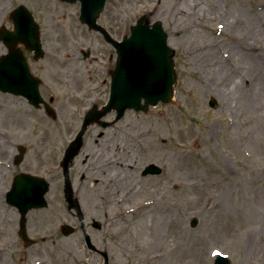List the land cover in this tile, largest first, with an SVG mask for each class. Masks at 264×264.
Masks as SVG:
<instances>
[{"label": "rangeland", "instance_id": "obj_1", "mask_svg": "<svg viewBox=\"0 0 264 264\" xmlns=\"http://www.w3.org/2000/svg\"><path fill=\"white\" fill-rule=\"evenodd\" d=\"M19 5L33 12L45 51L54 55L35 65L42 70L33 73L47 83L44 97L56 98L58 117L51 119L27 102L0 93V264H103L99 255L88 251L79 232L65 236L61 231L62 225L76 227L79 222L67 210L59 165L66 141L80 130L90 105L97 99L106 101L105 68L115 52L78 21L77 5L60 0H0V28L12 29L9 15ZM157 6L153 21L164 23L176 51L174 100L150 107L147 113L128 111L114 128L89 131L85 154L94 157L98 149L113 152L115 145L129 153L117 159L122 151L117 148L113 162L95 159L72 171L88 233L98 249L109 253V264H214V253L228 256L231 264H264L261 249L247 244L248 230H258L264 249V221L248 218L246 212L258 202L264 214V65L257 58V65L251 62L243 68L235 54L242 50L264 60V16L254 18L253 27L249 24V17L263 15L264 0H111L101 22L121 39L118 33H127L129 25ZM87 48L93 58L83 62L80 51ZM6 52L0 41V56ZM69 54L71 60L66 57ZM215 57L226 68L218 74L211 71L218 64ZM28 61L31 64L30 56ZM240 79L245 85L236 91L232 81ZM213 80L221 87V95L215 92ZM3 133L11 137L5 139ZM26 135L30 137L24 143L28 146L24 162L8 165L14 150H9V139L20 142ZM151 163L163 169L161 176H142V169ZM123 165L135 172L142 198L157 197L154 216L161 217L168 209L173 212L176 227L171 232L158 229L159 218L152 220L151 232L174 244L154 250L145 247L149 226L146 230L134 210L119 211L126 203L110 209L112 200H100L99 189L85 198L84 188L96 189L97 184L103 188L104 181L114 192L113 201L126 195V188L117 182L118 174L127 171ZM23 170L40 174L50 183L48 206L28 214L29 235L38 236L36 245L29 248L18 235L19 214L3 195ZM92 219L102 223L100 230L90 226Z\"/></svg>", "mask_w": 264, "mask_h": 264}, {"label": "water", "instance_id": "obj_2", "mask_svg": "<svg viewBox=\"0 0 264 264\" xmlns=\"http://www.w3.org/2000/svg\"><path fill=\"white\" fill-rule=\"evenodd\" d=\"M65 1L74 3L78 0ZM79 1L82 3L81 22L91 30L104 35L107 42L116 49L118 61L112 74L110 101L101 110L93 108L85 117L80 134L67 150L64 160L66 171L83 146V136L89 127L98 124L107 128L121 120L128 109L147 112L150 106H156L159 102H171L173 86L177 79L174 64L175 51L168 46V34L165 33L161 22L150 26L149 20L142 17L136 25L131 27V36L125 38L123 42H118L97 24L107 0ZM12 18L15 31L13 33L2 31V40L8 47L9 53L0 58V91L25 96L31 104L39 106L42 102L39 93L40 82L31 76L23 54L16 49L19 43H23L30 50H34L37 57L43 56L39 28L25 7H19ZM112 111L117 112L115 121L103 122V117ZM148 172L159 173V170H148L145 173ZM47 191L48 184L45 181L29 176H19L14 184L8 196V202L17 206L21 211L22 229L20 233L22 236L25 232L26 213L32 208L47 205L44 199ZM65 193L69 209L79 210L69 184ZM196 224L194 222L193 226ZM63 232L65 235H70L73 229L64 226ZM88 244L91 246L89 238ZM216 264H230V262L227 258L219 257Z\"/></svg>", "mask_w": 264, "mask_h": 264}, {"label": "bare ground", "instance_id": "obj_3", "mask_svg": "<svg viewBox=\"0 0 264 264\" xmlns=\"http://www.w3.org/2000/svg\"><path fill=\"white\" fill-rule=\"evenodd\" d=\"M264 16V13L262 16H258V17H249L251 19V22L249 24L250 28L253 27V19L254 18H258L262 19ZM236 56H238L239 59V65L243 68H245L246 65H251V62H253V65H257L256 63L258 61L254 60V59H261L263 65H264V60L262 56H258V55H254V54H247L244 51L241 50V52H237L235 53ZM207 55H209V53H207ZM215 60H217L216 63L217 67L215 69H212L211 71L214 72V74H218L221 73V70L226 69L224 62L222 61V59H220L219 57H215ZM224 65V66H223ZM213 74V76H214ZM215 78V76H214ZM214 81V86H215V92L217 94H222L223 92L221 91V87H217L218 83ZM221 81V80H220ZM245 80H241L240 82L237 83L236 81H232L233 84V89L238 91L239 89H241V87H243L245 84L244 82ZM264 88V84L263 87L261 89ZM230 94V93H229ZM6 149V148H5ZM7 150V149H6ZM98 169H101V167H98ZM124 173L118 174L120 175V179L117 180L118 183H120V188H126V192L123 197H120L118 199L117 202L113 201V191L110 192L109 188L107 186L108 181H104L105 187H100L98 186L99 184H97L95 186L96 189H87L84 188V196L85 198H87V195L92 193H96L97 189H99L98 192V198L100 200H104L107 202V200H112V202L110 203L111 207L110 209H115V208H119V206H122V203H126L125 205H123V207H120L119 211L122 210L123 212V208H125L126 210H134L135 213L139 214L142 217V221L144 222L143 224H145L146 226V230H147V226H149V236H148V240L147 242H145L144 246L148 247L149 249H155L156 246H162L165 243L167 244H174V241H166V238L162 239V237L160 236H153V232H151L153 230V221L154 218H159L157 219L158 221V229L163 230L165 233L171 232V230H173L174 227H176V223L175 220L173 218V212L171 211V209H168L161 217H157L156 215L154 216V211H156V203H157V197H152V198H142L140 195L142 194V187L138 184L135 183L134 180H137L136 177L133 175V173H135L134 171L130 170V167H124ZM117 171V170H116ZM110 178V175L108 174V179ZM111 181V179H109ZM114 181V179H112ZM117 183L114 186V189H117ZM98 187V188H97ZM105 188V189H104ZM96 190V191H95ZM105 193V194H104ZM107 205H109L108 203H106ZM134 204V205H133ZM258 202H254L251 204V206L248 208L247 212V216L248 218L251 219H256V221H264V214L260 211V209L258 208ZM126 205H131L130 207H127ZM152 218V219H151ZM151 219V221H149ZM248 235H251L249 238H247L248 243L251 247L255 246V250L257 249H261L260 253H264V249H262V238L263 236L260 234V231L258 232V230H248ZM245 244V243H244ZM246 244V245H247ZM144 248H142L143 250ZM152 254V252H150ZM7 256H4V258H6ZM152 257V256H150ZM153 258V257H152Z\"/></svg>", "mask_w": 264, "mask_h": 264}, {"label": "flooded vegetation", "instance_id": "obj_4", "mask_svg": "<svg viewBox=\"0 0 264 264\" xmlns=\"http://www.w3.org/2000/svg\"><path fill=\"white\" fill-rule=\"evenodd\" d=\"M60 2L62 3V4H65V5H77L78 6V8H79V14H78V21L80 22V11H81V2H76V3H74V4H71V3H67V2H63L62 0H60ZM107 5H108V3H107ZM161 5V1H158V6H160ZM158 6H157V8L154 10V11H148V14L149 13H153V17L155 16V14H156V12L158 11ZM106 10H107V6H106V8H105V10H104V12H103V14L101 15V18H100V20H99V23L101 24V25H103L105 28H107V30L112 34V36H114L113 35V33L110 31V29L108 28V27H106L101 21H102V19H103V16H104V14H105V12H106ZM81 23V22H80ZM107 24H109L108 22H107ZM129 27H130V25L128 26V28H127V30L128 31H126L127 33H123V32H121V33H118L119 35H122L121 37V39H123L126 35H128V33H129ZM87 28V27H86ZM87 30L89 31V29L87 28ZM118 32V31H117ZM93 33V32H92ZM96 34H97V32H96ZM99 35V34H98ZM88 52H90L91 53V56H92V50L91 49H88ZM29 53V55L27 56L26 55V57L27 58H29V56H30V59H31V64H32V66H31V64H30V69H31V71L33 72V71H40L41 72V70L42 69H40V68H38L37 66H35V65H37V64H39V63H41V62H43L44 61V59H45V57L43 58V59H41V60H36L35 59V55H34V53L33 52H28ZM50 54V53H49ZM68 54V53H67ZM52 56H54V55H52ZM49 57V56H48ZM66 57H70V54L69 55H67ZM113 57H112V61H111V63H110V66L111 65H113L114 64V62H113ZM35 69V70H34ZM105 70H106V72H107V67L105 68ZM108 72L110 73L111 72V70L109 69L108 70ZM34 74V73H33ZM35 75V74H34ZM40 75V74H39ZM35 76H37V75H35ZM37 77H40L41 78V76H37ZM41 80H42V84H41V87H42V89H41V93L43 94V92H48L47 90V83H46V81H44V77H42L41 78ZM54 83V82H53ZM109 87V86H108ZM91 92H95V91H91ZM109 94V90L108 89H106V91H105V95H103V96H105V98L107 97V95ZM44 96V95H43ZM72 97V96H71ZM15 98H18V97H15ZM49 98L51 99H53V104H55L56 103V98L54 97V96H49ZM20 100H23V101H25V102H27L25 99H22V98H19ZM103 99V98H102ZM28 104V103H27ZM38 111H43V113H45L46 115H47V113H46V111H45V109H39ZM58 117V115H57V113H56V118ZM89 131L90 130H88L87 132H86V135H85V137H84V146L81 148V150H80V152H79V154L76 156V158H75V160H73L72 161V168H71V172H70V176H71V178H72V171L73 170H76L82 163H84V164H87V163H89V162H92V161H94L95 159L96 160H102V161H106L107 163H111V162H113V158H114V156H113V152H117V148H120V149H122L119 145H115V150L113 151V152H108L107 150H105L104 151V149H98L97 150V152H96V154H95V156L94 157H92V156H89V154H85L84 153V151H86V149H87V146H86V144H87V136H88V133H89ZM77 133H75L74 135H76ZM103 133H101V135L99 136V137H101V136H103L102 135ZM30 136L29 135H26V136H22L21 137V140H20V143H22V144H24V143H26L27 142V139L29 138ZM75 136H73V138H74ZM72 138V139H73ZM71 142V140H68V141H66V144H65V146H64V149H63V153H62V156L60 157V162H61V160H62V158H63V156H64V154H65V151H66V149H67V147H68V145H69V143ZM28 152V151H27ZM119 153L117 154V156H119L120 158H118L117 157V159H121V158H123L124 156H125V154H127V153H129V151L128 150H123L122 149V151H118ZM81 161L80 163H78V161ZM106 162H103V163H101V161H100V165L102 166H106L105 165V163ZM100 166V167H101ZM97 167H99V166H97ZM88 169L89 168H87V170L85 171V173H84V176L82 177V178H84L85 177V175H86V173H87V171H88ZM142 174V176H143V173H141ZM82 189L83 188H80V189H77V192L79 193V194H81L82 193ZM78 220V222H79V227H78V232L81 234V235H79L78 237L79 238H81L83 241L85 240V236H84V233H85V231L87 232V228L89 227L88 226V224H87V222L84 220L83 221V223H81L80 222V220L79 219H77ZM91 227H92V225H90Z\"/></svg>", "mask_w": 264, "mask_h": 264}, {"label": "snow or ice", "instance_id": "obj_5", "mask_svg": "<svg viewBox=\"0 0 264 264\" xmlns=\"http://www.w3.org/2000/svg\"><path fill=\"white\" fill-rule=\"evenodd\" d=\"M214 255H219V253H214Z\"/></svg>", "mask_w": 264, "mask_h": 264}]
</instances>
